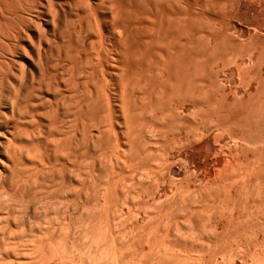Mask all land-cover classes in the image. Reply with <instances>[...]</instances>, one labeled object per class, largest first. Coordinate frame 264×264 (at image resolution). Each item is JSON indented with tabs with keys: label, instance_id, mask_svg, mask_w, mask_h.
I'll return each instance as SVG.
<instances>
[{
	"label": "bare ground",
	"instance_id": "1",
	"mask_svg": "<svg viewBox=\"0 0 264 264\" xmlns=\"http://www.w3.org/2000/svg\"><path fill=\"white\" fill-rule=\"evenodd\" d=\"M182 7V0H0V264H234L235 259L240 260L243 256L241 264H249L250 257L240 254L244 243L243 247L239 243L241 249L236 247L237 255L235 246L229 249L232 243L226 242L228 247L224 242L228 248L219 246L223 254L217 253L219 258L222 257L220 262L213 258L215 254H211L219 248L212 252L211 242H206L211 236L212 242L224 241L225 232L231 230L235 221L238 223L233 225L237 229L235 232L244 234L247 225L239 224L245 220L244 210L243 213L238 211L242 218L236 214L241 222L232 217L234 213L231 214L229 208L230 213L222 215V218L226 216L224 219L212 214L216 211L211 212L208 207L214 203L199 211V207L203 208L200 192L206 191H198L201 187L196 190L197 184L201 185L199 176L188 170L191 172L188 176L184 172L185 177H178L177 174L186 171L189 164H184L182 158L168 155L159 154L158 158L160 145L157 146L159 149L153 148L157 145L153 142L157 140L154 132L158 128L154 124L165 117L172 122V117L168 119L163 110L161 117V112L157 111V121L152 122L153 116L149 114L151 120L145 117L146 102L151 100L147 94L152 92V89L147 90L152 85L149 81L159 78L162 93L168 98L172 95H169V89H175L177 92L171 100L183 86L187 88V81L191 85L188 90L199 89L195 80L199 68L196 34L193 31L190 37L184 36L187 31L183 30ZM152 65L159 71L157 73L155 67L152 71L157 73L156 78L151 72ZM138 78L146 83L142 84ZM158 81L153 82L157 85ZM261 87L260 93H264V86ZM193 90L196 101L199 96ZM191 91L181 94L192 97ZM163 94H159L160 98ZM145 95L149 97L148 101ZM167 97L166 102L162 100L165 104ZM179 97L176 98L180 101ZM157 101L159 106L162 101ZM176 103L170 110L172 114L170 111L168 114L174 116L176 105L180 106L182 102ZM153 106L152 110L155 109ZM179 108L183 109V106ZM174 124L170 128L173 129ZM153 127L157 128L153 130ZM152 135L156 140L150 139ZM85 180L90 181V185L93 183L92 187L88 184L91 192L86 190ZM229 181L223 182L226 190L239 184L238 179ZM247 181L242 177L241 184ZM214 182L211 183L217 184ZM241 184L239 188L243 189L245 184ZM216 186L224 189L221 184L213 188ZM232 188H229L230 192ZM215 189L219 191L220 188ZM84 190L92 197L85 194L83 199H92H87L88 204L83 200V205ZM224 190L220 192L224 193ZM229 193L230 200L232 192ZM59 206L64 208L63 212ZM77 208L82 209H78L79 214L75 212ZM204 210L209 216L202 212ZM75 213L76 217L83 215L76 219ZM201 213L212 222L214 217L215 220L221 218L220 222L226 220L225 224L217 221L219 225H226L231 215V221L227 222L231 224L220 231L221 236L216 231L218 225L214 224L215 230L211 229L215 221L210 222V226ZM202 218L204 222L200 223ZM205 220L209 228L205 226ZM199 226L201 229L206 227L202 229L204 232ZM206 229L212 230L211 236ZM214 232L223 239L217 240L218 235ZM238 232L235 233L237 237L232 238L242 243L247 234L243 239ZM200 233L210 236L206 238L207 244L203 242L205 235ZM253 236L259 238L256 233ZM257 240L252 242L254 252L248 251L253 254L250 264L264 263L257 259V247L261 245ZM201 245L211 249L208 251L210 258L205 252L207 246ZM255 251L258 255H254ZM203 252L208 254L209 260Z\"/></svg>",
	"mask_w": 264,
	"mask_h": 264
},
{
	"label": "rangeland",
	"instance_id": "2",
	"mask_svg": "<svg viewBox=\"0 0 264 264\" xmlns=\"http://www.w3.org/2000/svg\"><path fill=\"white\" fill-rule=\"evenodd\" d=\"M182 6H183L182 7L183 8L182 21H183V26L185 28L183 30L188 32V33L186 32V34H184L185 32H183L184 36H187L189 34L191 35V33L193 34V31H194V34H196L194 36H196L195 42L198 45L197 46L195 44L197 46L196 47L197 63L199 62L198 63L199 65L197 64V67H199L198 68L199 70L197 69V71L199 72V74L196 71L195 74L198 77L195 76V80L197 79L196 81L198 82L199 86L197 84L196 85L199 87V89L195 88V87H192V89H194L193 90L194 93L197 96H199V98L195 95L198 100H196V101L193 100L194 95H193V92L191 91L192 89L190 90V88H189V90H188V87H191V85L189 83L190 81H187L188 80V78H187L185 80L187 82H185V83H187L188 85L184 83L185 85H187V88H185L183 86L184 89L182 88L181 91H178V92L181 94V92H186V91L188 92L189 91V93H190V91H191L192 97L187 96L188 95V94H186L187 92L184 93V96H182L183 93L181 94V96L179 95V93H178V95H177V93H175L176 95H174L175 98L173 100L177 99L175 101L178 102L179 100L176 97L180 96L179 99L181 98L180 101L182 102L180 104L179 103L180 101H179L178 103L180 104V106L176 105V106H178V108L177 107H176L177 109L174 108L176 111H179L180 115H176V114H179L178 112L176 113V111H175L176 114L174 113V116L168 114L170 112L172 114V111H170V110L173 108L174 103H176V102L173 103V100L170 99L171 97H173V93L176 90L168 87V88H170L169 91L170 90L171 91L170 92L167 91V92L169 93V95H171V94L172 95H171V97L168 95L169 96V98H168L167 95L164 93L165 96L168 98L167 99L168 102L165 104L166 98H165V96H164V98H162V96L164 94L162 93V90H161V88H162L161 87L162 83L160 82L161 80L158 81L159 78H158V80H156L155 78L157 76H154L159 71H157V68L155 67L156 65L155 66L152 65L153 67L151 68V72L155 68H156L155 71H157V73L155 72V74H154V72H152L153 76L155 77L153 79H155V80L149 81L150 78L147 77L148 74L146 77H147V79L149 78L147 81H149L150 84L153 85L155 83L153 85L155 90H153L154 88H151L152 85H150V84L147 85V86L150 85L148 87L149 89H147V90L149 91L150 89H152L151 94H154V95H152L153 96L152 97L151 94L149 93L150 92L149 91L148 92L149 94H147V95H149L151 97L150 98L151 103L149 104L150 101L147 100V98H149V97L146 95H145L146 100L148 102H146V100H145V102L149 104V105L146 104L147 108H149L150 105L153 106L152 104L155 102L154 106H153L155 109L152 110L151 106H150V108L148 109V113H147V108H146L145 117L149 120L152 119V122H154L153 121L154 119H155V121H157L158 120L157 116L160 115V117H161L162 116L161 110H163V112L164 113L166 112V114L168 115V119H170L172 117L171 118L172 122H170L169 120L167 121L166 120L167 117L163 118V120H162V118L159 117L160 118L159 123L161 122L160 124L162 126L159 123L158 124L156 122H155L156 124L153 123L155 126L157 125V127L160 128L161 131H159V129L157 127H155V128H157V130L159 132L158 133L157 130H155L157 133L154 132L155 133L154 135L157 136L156 137L157 140L154 137V135H152V136L155 139H153V138H150V139H152L153 141L156 140V141H154L155 144L153 141L152 142H153V145H156V144L157 145L153 146L152 143H151V145L153 146V148H158L157 146L160 145L159 146L160 149L158 148L160 150V153L159 152L157 153L154 149V153H155V155L158 154V158H159V154H161L163 156L168 155V157L173 156V158H179V159L182 158L181 161H183L184 164H186V165L189 164V165H187L186 171H183V172L181 171L183 173V175L181 172H179V174H177L178 177L179 176H180V178L183 177L185 175L184 172H186V175L188 176L192 171H193L192 172L193 174L195 172V175L199 176V179L201 180V183H200L201 185H198L199 184L198 183L196 190H198L199 187H201V188L198 191L206 190V191L200 192V194H203V195L205 194L204 196L203 195L201 196L199 194L200 197H202V202L200 205L203 206V208L199 207L200 208L199 211L201 209H204L207 206H210V204L214 203L213 205H211L208 208L211 209V212L213 210L216 211V212L213 211L214 213H212V214L216 213L215 214L216 216L219 215V217L222 218L223 214L227 216V214H225V213H230V211H231V214L234 213V215L232 217L234 218V216H235V218H236L235 220H237V222H241L240 218H242V216L244 215L243 219L245 218V220L244 221L242 220L243 224H241V223H239V224L243 225V226L247 225V228H245V227H243V228H245V230L247 232L246 233L244 231L245 232L244 234L245 235L247 234L246 240L250 241V242H248L250 244L246 243V240H243L245 238L244 237L245 235L242 234L243 232H241V231H239L241 233H239L238 231L237 232H238V234H242V236H243L242 237L240 235V237L243 238L242 243L240 242L241 240L238 242L237 238H235L236 240H234V238H232V237H237V236H235L236 235L235 233H237V232H235L236 228L234 229L233 227L235 225L237 226L238 223H236L235 220H234L235 222L232 221L234 226L231 225L229 228V225L231 223L228 225L227 222L229 223L231 221L230 220V219H232L231 215H229L230 219L227 220L226 225H223V224L219 225V224H217L218 222L219 223L224 222V224H225L226 220H222L223 222L222 221L220 222L218 220H220L221 218L217 217L216 219H218V220H215V217H214V219L212 218V220H214L215 223H213L214 221L212 222V221H210V219L205 218L203 215L204 213L203 214L201 213L200 216L203 215V217L205 219L209 220V222H207L205 220V226H207L206 222L209 223L210 226L213 223L211 226V229H212L214 224H215V226L218 225L216 231L219 232V234L221 236H222L221 233L223 232L222 230H225L227 227L231 230H232V228L234 229L233 231H231V230L226 231V232L224 231L225 232V235L223 234L224 239L225 240L227 239L228 241L227 240L226 241L225 240L224 241L219 240L217 243H215V242H212V240H210V238L212 239V236H211L212 233L211 232H212V230H215V228H214L215 226L213 227L211 232L208 229L211 234L209 232H207V233H209L211 237L209 235L201 234L202 233L201 231H203L202 229H205L206 227L204 226V228L201 229V226H199L201 229L200 234L203 236L204 235L206 236V237L202 236L204 239L203 242L206 241V238L210 237L209 241L207 239L206 242H208V243L211 242L210 248H212V250L207 249V248H209L208 245H206L207 247L204 245L206 247V250H207L205 252L206 253L208 251L214 252L216 249L219 248V246H222L226 242L230 241V243H232L233 245L231 244V247H229L228 246L229 244L226 243L227 246L229 247V249L230 248L234 249L233 246H235V252L234 253L237 254V252H238L237 248L241 249L243 247V245L245 244L243 248L245 250V248L248 247L247 251L244 252V250H243V252H240V250H239V252H240V254L244 253L243 255H246V257H248V256L250 257V259L248 258L250 260V262L248 261V263L250 264L252 262L251 257L253 255L251 253L254 252L253 246H255L252 244V242L254 243L258 239L257 240L258 242L261 241L259 243L257 242V244L260 245V243H261V245L257 247L258 249L256 248L259 255L256 254V251H255L254 255H258L257 259H261V261H262V260H264V258L262 257V256H264V252H263L264 249H261V248H264L263 247L264 246V242H263L264 241V237H263L264 236L263 235L264 234V231H263L264 228H262V227H264V203H263L264 202V93H260V90L263 88L261 86H264V82H263L264 81V0H182ZM190 35L187 36V38L190 37ZM187 38H185V39H187ZM185 39H184V42H185ZM186 42H187V40H186ZM186 47H187V45H186ZM189 48H190V46H189ZM185 71H187V69ZM192 75L194 76V74H192ZM138 79H140V78H138ZM139 81H142V84L146 83V82H143L142 79H140ZM153 81H156V82L158 81L160 83V84L157 83L159 88L156 85V82H153ZM196 81H195V83H196ZM149 82H147V83H149ZM217 82H218V84H217ZM142 84H140V85H142ZM144 85H146V84H144ZM211 85H213L214 87ZM185 89H187V90H185ZM182 90H185V91H182ZM213 90H214V92H212ZM159 94H163L161 96L162 99L160 98ZM158 95H159V97H158ZM154 96L155 97L157 96L156 97L157 99L155 101H154V98H155ZM141 97H143V96H141ZM200 97H203V98H200ZM189 98H191L189 100L190 102L188 101ZM158 99H160L161 101L163 99L165 100V102L162 101V103L164 102V107H163V105H161L162 103L159 101L160 102L159 106H162L164 109H162V107L158 108L159 107V106H157L158 103L156 104V102H158L157 101ZM169 100L171 101V103H173V106ZM194 102H196V103H194ZM178 103H176V104H178ZM170 104L172 106L171 108H170ZM182 106H183V109L179 108ZM168 107H169V109L167 111H164ZM178 109H180V110H178ZM149 110H152V111L150 112ZM153 111H154V113H153ZM157 111L161 112V113L159 114ZM147 114L153 116V118L149 117ZM157 114H159V115H157ZM169 116H171V117L169 118ZM177 116H181L180 118H182V119H180ZM163 117H164V115H163ZM174 117H176V118H174ZM173 118H174V121H173ZM176 119H177V121H176L177 123L175 122ZM178 120H181V122ZM174 122L176 124V127H175ZM182 122H183V124H182ZM191 122H192L194 127L197 125L195 127L197 129H195L192 126ZM172 124H174L173 129L170 128V126H172ZM168 125H169V128H168ZM163 126H165L166 128ZM161 127L165 128V129H163ZM155 128L153 127V130ZM188 128H190V129H188ZM191 128H194V130L190 131ZM163 130H166V131L163 132ZM158 134H160L161 136ZM173 136L176 138H174ZM157 142H159L160 144H158ZM165 146L167 148V151H165L166 150ZM175 146H177V147L174 149ZM158 149H157V151H159ZM161 150H163V152ZM166 153H168V154H166ZM187 160H188V162H187ZM185 161H186V163H185ZM188 170L191 172H189ZM187 171H188V174H187ZM242 171H243V173H242ZM175 172H176V169H175L174 173ZM229 172H231V173H229ZM175 175H176V173H175ZM240 176L243 177V181L245 180V182H246V180H248L246 184H249V185H246L245 182H243L241 184L242 177H240ZM246 177L248 179H245ZM218 178H219V180H218ZM223 178H224V181L222 180ZM89 179H90L89 177L88 178L86 177V180H89ZM214 179H217L218 182H217V180L215 181ZM226 179L230 180L229 182H232V179H233V182L235 180L237 181V179H238L237 184H238V182H239V184H241V186L243 184H245V185H243L244 190L241 189L242 187L239 188V186H240L239 184L237 186L235 183H234L235 185L233 186V188H232V186L229 187V188L233 189L231 191L232 195L230 196L232 199L230 198V200L233 201L234 203H232L229 200V197L227 196L231 189L229 190V188H227L228 186H226V188L229 191L225 189L224 183H225V181H227ZM86 180H85V185H88V184L90 185L91 179H90V181H88L89 183ZM206 180H208V182ZM219 181H221L222 183L221 182L219 183ZM211 182L217 183L218 185H220V184L223 185L224 189L226 191L224 189H222L223 187L221 188V186H218V187L216 186L215 188H220L219 191H217L218 189L213 188V186L217 185V184H212ZM209 183L212 185L210 186ZM206 184L207 185L209 184L208 188H207L208 190L210 188H213L211 190H214V191H211V190L208 191L207 189H205L207 187ZM229 184L230 183H228L227 185H229ZM89 185H88V187L86 186V190L89 189ZM91 185H90V187H92ZM232 185H233V183H232ZM245 186H246V188H245ZM234 187H236V188L234 189ZM75 188L74 189L70 188V189H73V191H75ZM238 188L240 189L241 192L238 191L239 190ZM90 189H89V191H90ZM77 190H78V188H77ZM86 190H84L82 192V193H84L82 195L83 197H81L82 198L81 201L83 202V205H84L83 200H85L83 198L86 197L85 194L88 197H92L91 193H90L91 194L90 196L88 195L89 193H87V192H89V191L85 192ZM221 190H222V192H223V190L225 192L228 191V193L224 195L225 192L222 193V192H220ZM234 190H237L239 193L237 191L233 192ZM81 191L82 190H80V192ZM243 191H245V192H243ZM230 193H229V195H230ZM199 195H198V199H200ZM214 195L216 197H213ZM208 196H209V198H208ZM234 197L237 199H234ZM244 197L247 200L244 199ZM220 198H222L223 200ZM87 199H89L91 201L92 198H87ZM225 199H227L228 201ZM241 199L245 200V201H243V203H242ZM213 201H215V202H213ZM223 201L226 203H223ZM246 201H248L249 203ZM227 202H231L232 204L230 205L228 203V205L225 206V204H227ZM215 203H217V204L219 203L218 204L219 208H218V206H216L217 204H215ZM238 203H241L242 205L241 204L238 205ZM87 204H88V200H87ZM204 204H205V206H204ZM220 205H222L223 207ZM55 206H57V204H55ZM215 206H216V210H215ZM224 206L226 207V209ZM238 206L241 208H238ZM59 207H60V209L62 208L61 211L63 212L64 208L61 206H59ZM79 208H77V210H75V212L78 214H79V211H78ZM228 208L230 211L227 210ZM254 209L256 211H254ZM79 210H82V209H79ZM206 210H207V208H206ZM206 210H204L202 212L206 213ZM223 210H225V211L223 212ZM243 210H244V213H243ZM55 211L57 212L58 210H55ZM238 211H241L243 213V215H242V213H241L242 216L240 215V213L238 214ZM218 212H219V214H217ZM245 212H247V214ZM57 213L59 214V211ZM57 213H55V215H57ZM76 213L74 215V217L76 219L77 218L79 219V217H81V215H83V213H81L79 215V217H76V216H78V215H76ZM249 213H250V215H249ZM53 214H54V212H53ZM60 214H62V213H60ZM209 214H211V213L209 212ZM236 214H237V216L238 215L241 216V217L238 216V217H240L239 218L240 221H238ZM257 214L258 215L260 214V215L258 216ZM207 215H205V216H207ZM211 215H210V217H211ZM250 216L253 218L250 219ZM255 216L259 217V218L257 217L258 220L256 219ZM53 217H55V216L53 215ZM225 217L223 216L222 219H224ZM246 217L250 220H248ZM204 218H202L203 221L200 220L199 222L200 223L204 222ZM255 220L257 222H255ZM261 220L263 221V224L261 223L262 222ZM210 222H212V223L210 224ZM245 222H246V224H245ZM247 223H249V224H247ZM250 223L251 224L254 223V224L251 225ZM224 226H226V227L224 228ZM250 226H252L253 228ZM207 228H209V227L207 226ZM240 228H238V230H240ZM243 228L241 229L242 231H243ZM220 231H222V232H220ZM217 232H214L215 235ZM254 232L256 233L257 236H259L260 239L255 238L253 236V234H255ZM214 233H213V236H214ZM226 233L228 235L230 233L229 238H228V235ZM221 236L218 235V237L217 238L215 237V238L218 240L219 237H221ZM248 236H252V237H248ZM240 237L238 239H241ZM250 238H253V240H255V239L256 240L252 241ZM216 239L213 238V240H216ZM221 239H223V237H221ZM220 241L221 242L223 241L222 242L223 244L222 243L220 244ZM233 241H237L238 242L237 244H239V243L241 245L243 243L244 244L241 247L240 244L237 245V244L233 243ZM203 242H201V243H203ZM218 243H219V245H215ZM211 244H213V245H211ZM249 245H250L251 249H250ZM204 246H202V247H204ZM224 246H226V245H224ZM220 248L217 250V252L215 251L216 253L214 252L211 254H215L213 256V258H215L216 260H219L221 262L222 259H220V258H222V257L219 258V255L217 254L218 252L220 254V252H221ZM259 248L263 251H260ZM202 249L204 251V248H202ZM229 249H223V250L229 251ZM248 251H250L251 253ZM205 252H203L202 255L207 258L206 260H209L208 257L210 258L211 255L208 252L209 256L207 257L208 254H204ZM247 253H249V255ZM250 254H251V256H250ZM221 255H223L222 252H221ZM237 255H239V254H237ZM259 256H260V258H259ZM205 257H204V259H205ZM237 257H238V259L241 258V256H236V258ZM243 257H245V256H243ZM242 258L240 260H242ZM240 260L235 259L236 262H234V264L235 263L241 264ZM242 263H244V262L242 261ZM262 263H263V261H262Z\"/></svg>",
	"mask_w": 264,
	"mask_h": 264
}]
</instances>
